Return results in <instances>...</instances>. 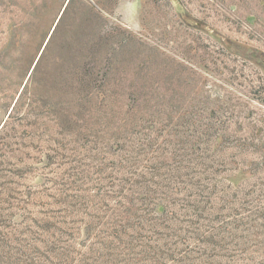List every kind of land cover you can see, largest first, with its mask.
<instances>
[{"label":"rangeland","instance_id":"1","mask_svg":"<svg viewBox=\"0 0 264 264\" xmlns=\"http://www.w3.org/2000/svg\"><path fill=\"white\" fill-rule=\"evenodd\" d=\"M0 264H264V0H0Z\"/></svg>","mask_w":264,"mask_h":264}]
</instances>
